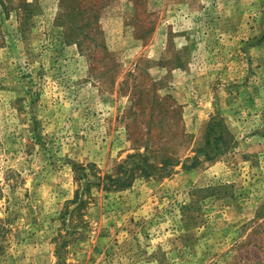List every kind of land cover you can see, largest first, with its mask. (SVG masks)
Listing matches in <instances>:
<instances>
[{
    "label": "rangeland",
    "instance_id": "374dc122",
    "mask_svg": "<svg viewBox=\"0 0 264 264\" xmlns=\"http://www.w3.org/2000/svg\"><path fill=\"white\" fill-rule=\"evenodd\" d=\"M0 264H264V0H0Z\"/></svg>",
    "mask_w": 264,
    "mask_h": 264
},
{
    "label": "trees",
    "instance_id": "16d2710c",
    "mask_svg": "<svg viewBox=\"0 0 264 264\" xmlns=\"http://www.w3.org/2000/svg\"><path fill=\"white\" fill-rule=\"evenodd\" d=\"M210 126L213 128V127H214V124L211 123ZM218 139H219V137L216 136V137H215V146H214V148L216 149L217 152L219 151V146H218V142H217ZM217 152H216V153H217Z\"/></svg>",
    "mask_w": 264,
    "mask_h": 264
}]
</instances>
